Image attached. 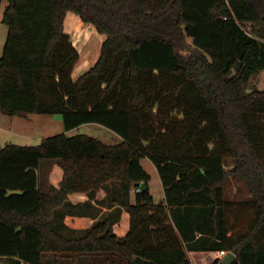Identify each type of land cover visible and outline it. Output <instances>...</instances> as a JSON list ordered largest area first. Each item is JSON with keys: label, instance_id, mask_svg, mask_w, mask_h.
Listing matches in <instances>:
<instances>
[{"label": "trees", "instance_id": "trees-1", "mask_svg": "<svg viewBox=\"0 0 264 264\" xmlns=\"http://www.w3.org/2000/svg\"><path fill=\"white\" fill-rule=\"evenodd\" d=\"M6 2L0 112L60 115L65 132L98 124L120 142L62 133L0 148V264H191L188 252L264 264V92L246 90L264 70V0ZM69 12L104 37L96 62L75 78ZM42 159L62 171L46 192ZM143 159L162 187L157 204ZM229 178L246 197L227 196ZM109 182L119 183L130 218L125 236L107 219L79 238L61 234L56 210Z\"/></svg>", "mask_w": 264, "mask_h": 264}, {"label": "rangeland", "instance_id": "rangeland-1", "mask_svg": "<svg viewBox=\"0 0 264 264\" xmlns=\"http://www.w3.org/2000/svg\"><path fill=\"white\" fill-rule=\"evenodd\" d=\"M7 7L6 0H0V58L7 35V28L2 24L1 19ZM63 30L69 37L71 46L78 53V62L76 64L77 72L75 70L72 73V77L75 78L84 72L88 68L87 66L93 65L96 62L104 37L98 35L91 25L83 23L78 16L70 12L66 14L63 20ZM247 31L250 32V30ZM185 42L190 44V39H186ZM180 53L184 57L187 56L185 51H181ZM252 89H258L264 92V70L252 75L248 79L246 90L250 91ZM62 133L67 137L87 135L108 145H114L120 142L119 136L98 124H84L65 132L60 115L31 114L25 118H20L0 112V148L10 143L21 146H36L42 139ZM58 163L57 160H40L37 173L39 189L42 192H46L50 186L57 184L59 181V173L61 174L62 171ZM141 164L144 170L150 175L148 187L154 203L162 202L163 191L155 167L147 159H143ZM118 184L117 182H109L103 186L102 190L94 193L96 206L92 210L86 211L89 215L88 218H93L94 222L107 219L113 223L112 227L119 224L122 216L125 214V209L120 206ZM225 188L226 194L230 199H240L247 196L245 188L238 180L229 178ZM61 209L56 211L67 213L70 216L78 212L76 205L70 207L68 204L67 207ZM61 221H63L61 214L56 215L54 225H56L57 230L61 234L73 238L82 236L81 233L83 230L74 231L69 226L60 227L58 224ZM67 223L68 225L69 223L71 224V219Z\"/></svg>", "mask_w": 264, "mask_h": 264}, {"label": "crops", "instance_id": "crops-1", "mask_svg": "<svg viewBox=\"0 0 264 264\" xmlns=\"http://www.w3.org/2000/svg\"><path fill=\"white\" fill-rule=\"evenodd\" d=\"M76 70V67L74 69V72ZM77 72V70H76ZM60 175V179L57 182V184H54L52 186L57 187L61 180L62 172ZM70 207L75 206L76 207H81L84 211H78L76 214H73V216H70L67 213H63V221L60 225L62 226H69L70 229L77 231V230H87L88 228L91 227V225L94 223L93 218H88L89 215L87 214L86 211H90L93 208H95V202L94 198H88L86 195H79V194H74L70 195L68 197V202H67ZM67 207V206H66ZM61 209V208H60ZM89 209V210H88ZM62 210V209H61ZM104 210V209H103ZM104 212H106L104 210ZM103 212V213H104ZM68 219V220H66ZM71 219V224L67 223ZM130 224V218L128 213L125 212V214L122 216V219L120 220L119 224H116L115 226H111V232L115 234L117 237L122 238L125 236V234L128 231ZM225 253L223 252H211V253H201V252H188L187 256L189 258V261L191 264H209L212 260L214 259H222ZM208 261V262H207Z\"/></svg>", "mask_w": 264, "mask_h": 264}, {"label": "water", "instance_id": "water-1", "mask_svg": "<svg viewBox=\"0 0 264 264\" xmlns=\"http://www.w3.org/2000/svg\"><path fill=\"white\" fill-rule=\"evenodd\" d=\"M144 186L145 185L143 183L139 184V187L141 189H144ZM234 261H235V256L231 252L225 253L223 258L221 259L222 264H232ZM145 263H146V261L142 260L139 257H135L133 259V264H145Z\"/></svg>", "mask_w": 264, "mask_h": 264}]
</instances>
